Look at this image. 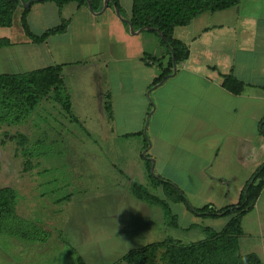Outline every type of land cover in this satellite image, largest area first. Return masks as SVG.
<instances>
[{"label": "crops", "instance_id": "obj_1", "mask_svg": "<svg viewBox=\"0 0 264 264\" xmlns=\"http://www.w3.org/2000/svg\"><path fill=\"white\" fill-rule=\"evenodd\" d=\"M119 2L123 14L106 1L98 11L75 0L63 6L53 0L29 6L22 1L12 24L0 26V39L8 40L0 46V74L60 65L71 111L86 130H99L103 138L112 139L140 132L136 135L144 137V147L150 144L145 154L154 158L159 175L182 189L193 208L238 203L264 163V0H241L177 26L174 36L189 46L190 55L153 88L159 64L167 66L170 54L160 40L152 43L153 31L131 29L133 0ZM26 7L34 34L41 35L63 20L67 30L33 41L22 25ZM224 74L244 82L240 94L222 86ZM107 94L113 109L110 122L104 107ZM118 195L112 198L123 201L128 196ZM137 201L149 219L134 224L135 234L128 239L136 244L129 250L169 237L183 244L196 242L206 237L203 228L220 231L231 218H204L184 202H171L178 226L169 227L160 206ZM242 226L240 253L256 254L264 264V188L243 216ZM127 227L119 225V230L127 233ZM156 229L163 238L150 241L146 234ZM194 229L204 233L196 235Z\"/></svg>", "mask_w": 264, "mask_h": 264}, {"label": "rangeland", "instance_id": "obj_2", "mask_svg": "<svg viewBox=\"0 0 264 264\" xmlns=\"http://www.w3.org/2000/svg\"><path fill=\"white\" fill-rule=\"evenodd\" d=\"M150 36L152 43L160 40L156 33ZM66 99L65 87L52 89L39 98L23 121L0 124V188H14L17 213L51 232L45 242L0 233V264L121 261L130 245L136 244L135 239H128L135 234L134 224L149 219L138 207L130 184L135 180L163 195L161 186L149 177L147 159L155 175L160 169L150 153L145 154L150 144L144 147L143 136L105 139L99 130L88 131L78 116L66 109ZM119 193L128 195L127 201L112 198ZM117 213L121 214L119 220ZM125 223L127 233L119 230ZM193 232L204 233L200 229ZM146 237L152 241L163 235L156 229ZM164 250H158L157 264H164Z\"/></svg>", "mask_w": 264, "mask_h": 264}, {"label": "trees", "instance_id": "obj_3", "mask_svg": "<svg viewBox=\"0 0 264 264\" xmlns=\"http://www.w3.org/2000/svg\"><path fill=\"white\" fill-rule=\"evenodd\" d=\"M24 2L43 0H0V26H10L13 14ZM59 6L71 0H53ZM80 5L89 1L93 10L98 11L105 1L113 5L121 14L123 8L119 0H75ZM241 0H133L132 13L129 21L135 30L147 29L159 35L161 45L170 54L167 66L159 64L160 74L153 80L151 88L165 80L176 64L186 60L190 55V48L182 40L175 38L174 30L177 26H184L199 14L206 11L227 9L239 4ZM30 7L24 8L22 25L25 33L35 42L45 41L50 35L63 33L67 30V22L63 20L58 26L46 30L41 35L34 34L29 27L27 16ZM8 42L0 39V46ZM222 86L233 94H240L244 89V82L232 74H224ZM64 88L62 67L47 66L23 74H0V124L21 122L27 118L38 103L39 98L50 90ZM65 107L71 111L70 95L67 93ZM104 107L107 118L112 120L113 109L110 95H106ZM261 130L264 132V118L261 120ZM140 134L135 133L133 135ZM149 177L156 186H161L166 198L152 193L146 186L132 181L130 190L140 200L158 205L163 210L165 222L169 226H178L177 216L173 213L170 202H184L196 214L204 218H219L230 216L225 227L217 231L211 227L203 228L206 237L202 240L183 244L174 238L149 243L141 248L131 249L125 253L121 261L129 264H157V252L164 248L161 259L164 264H261L256 254L243 255L240 253V237L243 235L242 218L254 207V204L264 188V163L257 169L247 183L240 201L224 207L207 204L200 208H193L187 198L171 180L152 172L151 160H146ZM0 233L24 239L27 241L45 242L51 232L37 222L26 219L17 213V192L14 188L5 186L0 188Z\"/></svg>", "mask_w": 264, "mask_h": 264}, {"label": "water", "instance_id": "obj_4", "mask_svg": "<svg viewBox=\"0 0 264 264\" xmlns=\"http://www.w3.org/2000/svg\"><path fill=\"white\" fill-rule=\"evenodd\" d=\"M89 3V5L92 7V5H91V3H90V1L88 2ZM29 2L27 3V5L26 6H29ZM118 11V10H117ZM129 21V20H128ZM129 23H130V27H131V29L133 30L134 28H133V26H132V24H131V22L129 21Z\"/></svg>", "mask_w": 264, "mask_h": 264}]
</instances>
